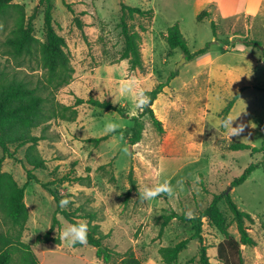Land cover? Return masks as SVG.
<instances>
[{
  "label": "rangeland",
  "instance_id": "1",
  "mask_svg": "<svg viewBox=\"0 0 264 264\" xmlns=\"http://www.w3.org/2000/svg\"><path fill=\"white\" fill-rule=\"evenodd\" d=\"M51 1L53 26L66 40L71 65L75 70L73 81L57 93L56 99L68 106L74 103L75 97L85 100L92 97L98 101L111 102L115 106L124 104L125 109L134 114L137 110L135 91L131 96L120 94L121 84L117 85L110 77L111 71H114V79L121 78L122 72L121 67L111 68L116 64L123 47L119 28L120 0ZM15 2L24 6L27 16H36L34 34L43 40L44 5L41 0ZM122 2L129 7L151 9L154 13V19L150 23L138 16L128 20V24L135 26L137 30L139 25L150 24L152 27V31L142 34L143 74L150 73L152 79L143 85L144 88L151 91L159 83L167 82L172 72H179L191 61L198 63L194 65L198 68L210 65L213 69L212 84H207L206 77H201L196 85L198 113L201 112L204 103L202 100L208 92L210 100L207 110L211 112L203 135L198 136L199 163L176 170L174 163L168 168L167 160L160 161V146L166 136L164 132L159 135L148 116V128L144 129L142 140L130 149L121 132L131 125L127 118L113 111L106 112L87 104L81 105L77 108L78 115L74 122L52 121L44 134L45 139L38 143V151L45 161L44 170L34 171L38 183L27 179L26 170L17 160L23 157L24 148L14 150L12 147L17 158H4L3 171L10 173L19 186L26 185L24 201L29 217L23 241L31 246L41 264H102L93 247L84 245L74 248L61 239L60 245L36 242V237L44 235L50 228L53 216L59 221V226L52 233L53 237L60 238L61 231L69 224L57 212L58 204L51 194V191H56L60 201L69 200L66 207L59 209L72 212L75 217H82L79 221L86 223L85 215L92 213L93 217L96 216L93 224L101 226L102 223L106 230H111L108 239L104 241L107 247L119 254L130 250L144 258L153 257L160 247L173 246L184 239H190L194 233L190 222L172 220L159 237L157 234L162 215L174 211L184 215L191 213V218L197 217L211 202L214 194L227 192L233 179L254 164L257 168L250 177L228 192L239 209L250 214L254 220L249 234L256 245L241 247L244 264H264V155L251 154L250 151H229L232 143H242L258 149L264 146V132L260 129L264 121V58L261 57V46L264 47V0H251L253 11L258 3L262 4L255 16L228 20L206 18L200 23L183 0ZM75 18L81 21V29L77 27ZM213 20L215 37L211 24ZM175 23H180V30L192 53L209 44L204 54L184 63L178 70L176 67L183 57L181 52L175 50L168 54L169 48L160 37L162 32ZM6 35L7 31L0 29V66L8 64L2 44ZM223 41L232 42H228L227 47ZM240 47L245 52L226 53ZM223 50L226 51L224 54ZM39 74L40 71L34 72V75ZM242 89V95L228 117L236 119L241 114L233 122V127L243 125L244 131L239 136L231 137L229 141L226 130L219 124L220 113L227 102ZM183 94L178 96L172 92L171 98L178 103L180 99H186L188 103L191 100L193 103L190 93ZM109 122L119 124V128L113 133L104 131ZM33 134L41 135L40 129L34 130ZM106 135L110 137L97 146L88 142L91 138ZM131 169L140 191H143V186H157L155 179L158 175L157 184L161 178L166 180L172 177L169 184L173 189L172 195L162 193L147 202L140 201L136 193L132 192L128 203L124 205V196L130 188L128 175ZM184 176L187 177L186 186L182 182ZM225 205L224 201L220 202L219 210L228 226V232L238 238L233 216ZM202 222L201 236L208 247L210 264H221L217 260L216 245L223 236L206 219ZM5 227L0 215V230ZM175 264H201L196 240L189 241Z\"/></svg>",
  "mask_w": 264,
  "mask_h": 264
},
{
  "label": "trees",
  "instance_id": "2",
  "mask_svg": "<svg viewBox=\"0 0 264 264\" xmlns=\"http://www.w3.org/2000/svg\"><path fill=\"white\" fill-rule=\"evenodd\" d=\"M41 3L44 5L43 40L38 39L34 34L36 16H27L24 6L16 3L15 0H0V29L7 31L2 44L4 55L8 57V64L0 66V150L2 152L0 158V215L6 226L4 230H0V264H41L31 246L22 239L29 217L24 201L26 185L19 186L14 177L2 169L5 157L17 158L11 148L14 147V150L24 148L23 157L17 160L26 170L27 179L38 183L34 171L45 168V161L37 148L38 143L45 139L44 134L49 130L52 121L74 122L78 115L77 108L84 104L106 112L113 111L127 118L131 125L121 132L124 134L125 140L128 141V146L133 147L142 140L145 116L149 117L152 126L159 135L164 132L162 123L156 118L152 106L163 89L178 75V71H174L168 77L167 82L158 84L151 91H144L151 97V102L140 108L141 111L137 116L129 117L124 107L115 106L108 101H98L92 97L86 100L75 97L74 103L68 106L60 103L56 99L57 93L71 84L75 70L71 65L66 40L56 32L53 26L52 1L41 0ZM119 5L121 11L119 28L123 38V47L115 63L127 61L129 72L139 70L143 73L145 68L141 52L142 34L149 30L150 24L139 25V30H137L135 26L128 24V20H133L135 16H138L150 23L154 19L153 10L129 7L122 0ZM210 16V11L203 10L197 15L196 21L200 23ZM75 22L81 29V21L75 18ZM211 24L215 37V24L213 21ZM160 35L169 48L168 54L179 50L186 62L204 54L209 47L207 44L204 49L192 53L178 23L168 27L165 33ZM228 42L230 41H223L225 46H229ZM222 52L225 53L224 50ZM261 57L264 58V47L262 46ZM38 71L41 74L34 75V72ZM242 91L243 89L227 102L220 113L221 119L228 117ZM36 129H40L41 135L33 134ZM260 129L264 132V121L261 123ZM109 137L110 135L91 138L88 142L97 146ZM229 151H250L251 154L263 153L264 155V146L258 149L242 143H232L229 146ZM256 168L254 164L249 165L239 177L233 179L230 188L233 189L243 184ZM128 179L130 188L124 196V205L128 203L132 192L136 193L137 198L140 199V190L133 179L132 169L129 171ZM51 194L57 201V212L68 223H82L79 221L83 219L82 217H75L74 213L59 209L60 199L56 191H51ZM222 201L225 202V206L233 216L238 238L228 232V226L219 210V203ZM85 216L89 228L86 245L96 249V257L102 261V264H143V260L137 258L133 251L129 250L124 254H119L107 247L104 244L107 235L102 234L99 224H93L96 216L93 217L92 213ZM203 219H206L223 236V239L216 245L218 263L244 264L241 247L256 245L255 240L249 234L250 226L254 220L250 214L239 209L226 191L214 194L211 202L197 217L188 218L184 214L174 211L160 217L162 223L159 234H157L159 237L162 236L164 228L172 220L188 221L192 224L194 231L190 239H184L173 246L160 247L157 252L161 264H175L179 254L186 248L190 240H196L199 244L201 264H210L207 256L208 247L205 246L201 236ZM58 226L59 221L53 216L50 228L44 235L37 236L36 242L60 245V238L52 236ZM77 247L82 246L76 245L74 248Z\"/></svg>",
  "mask_w": 264,
  "mask_h": 264
},
{
  "label": "crops",
  "instance_id": "3",
  "mask_svg": "<svg viewBox=\"0 0 264 264\" xmlns=\"http://www.w3.org/2000/svg\"><path fill=\"white\" fill-rule=\"evenodd\" d=\"M183 3L186 4V7L190 6V10L195 18L203 10H208L211 13V19L216 17L219 20L239 19L241 17H246L249 15L255 16L262 7V4H259V1L257 6L255 7V10H251V0H191V2L190 0H183ZM150 30L152 31V27H150L147 32H149ZM160 37L162 40H164L162 36ZM229 52L240 54L245 52V50L240 47L237 48V50L235 51H227L226 53ZM195 64L198 63H194L192 61L190 63H186L185 66L178 72V75L173 78L169 82L168 86L163 89V92L157 97L152 106L156 118L162 123L163 131L166 136L164 142H162L163 144L160 146L162 154V159L160 161L165 162V160H167V162L169 163L168 168L171 167L170 164L174 163L176 170L185 168L187 167V165L192 166L193 164L199 163V159L197 157V150L199 146L198 143L200 140H198V136L203 135V131L206 128L205 125L209 122L208 120L210 119L209 116L211 112L207 110L209 108L208 106L210 100L209 92L207 93L206 98H204L203 100L201 99L204 103H202L201 112L199 114L197 111L198 98L196 95V85L198 83V79L201 77H206L205 82L207 84H212L214 80L213 69L210 65H203L198 68L194 66ZM192 66H194L195 69H193ZM112 67L122 68V72L120 73L121 78L114 79V71L110 72L111 79L117 85L121 84V82L125 80H133L135 82V90L138 91L142 89L143 91H149L144 88L143 85L149 81H152L150 73L143 74L139 70L129 72V66L127 61L116 63L111 66V68ZM98 70L99 68L96 69L94 72L96 73ZM172 92H175L178 96H181V94L183 93L186 95L190 93V95L193 97V103L191 100H189L188 103L186 99H180L179 103L175 102V100L171 98ZM163 98L164 101H161ZM120 106L126 108L124 104H121ZM140 111L141 109L137 108L134 114H131L129 110H127L126 112L129 117H132L137 116ZM144 123L145 129L147 130V116L144 117ZM122 137L124 138L123 133ZM195 174H197L196 171ZM171 178L172 177H169L166 180H163V178H161L160 183L157 184L156 182H159L158 175L157 179H155V184L159 185L164 183L165 181L170 184ZM186 178V176L183 177L182 182L184 184ZM147 202H150V200H148ZM100 229L102 231V234L107 235L106 239H108L111 230H106L102 223ZM135 256L137 258L142 259L143 264H155V262L156 264L161 263L158 253H156V255H154L153 257L147 258L141 257L138 254H135Z\"/></svg>",
  "mask_w": 264,
  "mask_h": 264
},
{
  "label": "clouds",
  "instance_id": "4",
  "mask_svg": "<svg viewBox=\"0 0 264 264\" xmlns=\"http://www.w3.org/2000/svg\"><path fill=\"white\" fill-rule=\"evenodd\" d=\"M135 91V106L137 108H143L150 104L151 97L148 96L142 89L135 90V82L133 80H125L121 82L119 92L124 96H131ZM241 114H239L240 116ZM238 116V117H239ZM237 117V118H238ZM236 118V119H237ZM236 119L227 117L219 120L220 127L226 130L229 141L231 137L239 136L244 131V126L240 125L233 127V122ZM119 128V124L115 122H109L105 125L104 131L106 133H113ZM173 189L165 181L162 184H159L155 187L145 186L143 191H139L140 201H148L155 199L160 196L162 193H167L169 196L172 195ZM69 203L68 199L60 201V207H66ZM188 218H191V213L185 214ZM88 224L86 222L82 223H69L66 228H64L60 233V239L63 242H66L70 247H75L76 245H86L88 243Z\"/></svg>",
  "mask_w": 264,
  "mask_h": 264
},
{
  "label": "water",
  "instance_id": "5",
  "mask_svg": "<svg viewBox=\"0 0 264 264\" xmlns=\"http://www.w3.org/2000/svg\"><path fill=\"white\" fill-rule=\"evenodd\" d=\"M184 63H186V60H185V58L184 57H182L181 58V61L178 63V65H177V67H176V70H178L179 69V67L181 66V65H183ZM130 149H131V147H130ZM231 188H229V190H230ZM228 190V191H229ZM226 192V193H229V192Z\"/></svg>",
  "mask_w": 264,
  "mask_h": 264
}]
</instances>
